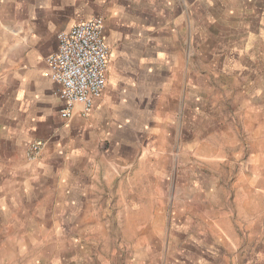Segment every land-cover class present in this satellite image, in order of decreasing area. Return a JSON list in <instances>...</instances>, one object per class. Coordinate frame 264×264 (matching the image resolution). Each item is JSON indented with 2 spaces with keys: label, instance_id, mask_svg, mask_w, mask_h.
<instances>
[{
  "label": "crops",
  "instance_id": "1",
  "mask_svg": "<svg viewBox=\"0 0 264 264\" xmlns=\"http://www.w3.org/2000/svg\"><path fill=\"white\" fill-rule=\"evenodd\" d=\"M185 1L198 12L200 0ZM238 2L229 18L263 34L264 0ZM184 8V0H0V244L21 248L0 252V264H205L219 234L224 264H264L255 203L264 195V110H199V64L185 61L174 29ZM93 17L103 19L110 51L106 86L87 116L67 120L44 61L59 32ZM227 56L217 60L231 83ZM37 138L45 146L29 160ZM187 154L239 163L233 187L251 197L215 206L211 217L208 209L192 247L169 252L166 208L152 200L166 191L168 161L182 165Z\"/></svg>",
  "mask_w": 264,
  "mask_h": 264
},
{
  "label": "rangeland",
  "instance_id": "2",
  "mask_svg": "<svg viewBox=\"0 0 264 264\" xmlns=\"http://www.w3.org/2000/svg\"><path fill=\"white\" fill-rule=\"evenodd\" d=\"M232 1L200 0L198 12L195 10L192 12L191 4L184 0V18L181 21L178 19L174 27L178 41L184 48L185 61L186 58L189 60L193 57L194 63L197 61L199 64V89L198 93L194 91L196 95L194 98L198 101L201 112L264 110V33L245 34L244 30L242 32L241 23L245 25V19L229 18V9L240 5L238 0H235V3ZM191 42L194 44L193 56H190L192 51H189V55L187 51ZM225 52L228 54L226 62H230L233 66L231 83L224 81L221 72L223 67L221 61L217 60V56ZM205 116L201 115L200 119L203 120V117L207 119ZM173 153L175 154V148ZM187 156L182 165L168 161L166 191L162 195L154 196L152 200L156 205L166 208L167 220L170 224L169 252H175L176 249L182 252L187 246L192 247L191 236L199 234L206 228L208 209L211 217L213 215L211 210L215 206L218 209L219 206L224 207L231 203L247 204L251 197L242 192L236 193L233 187V181L239 172V163L210 165L204 158H195L191 154ZM209 174H214L216 178H211ZM255 203L262 207L264 215V195ZM183 224L184 226H181ZM261 229L263 237L259 245L264 249V216ZM204 232L201 236L207 239ZM220 236V234L216 236L215 258L208 260L204 254L202 261L205 264H224L223 255L230 254L225 251V242ZM181 244L183 247L180 246ZM48 246L49 244L43 243H27L25 250H48ZM153 248L157 251L165 249L163 246L161 249L159 244H153ZM20 249L17 244H0V252H15ZM50 249L53 247L50 246ZM26 260L24 259L22 264H25ZM153 261L159 264L157 262L159 259ZM228 261L226 259V263ZM174 263V260L168 261V264ZM7 264H21V260L11 259Z\"/></svg>",
  "mask_w": 264,
  "mask_h": 264
},
{
  "label": "built area",
  "instance_id": "3",
  "mask_svg": "<svg viewBox=\"0 0 264 264\" xmlns=\"http://www.w3.org/2000/svg\"><path fill=\"white\" fill-rule=\"evenodd\" d=\"M103 26L100 17L73 23L56 35L57 48L45 58L44 75L57 83L55 94L64 102L60 114L67 120L77 111L87 116L106 86L110 51ZM44 146V140L33 139L28 159H37Z\"/></svg>",
  "mask_w": 264,
  "mask_h": 264
}]
</instances>
